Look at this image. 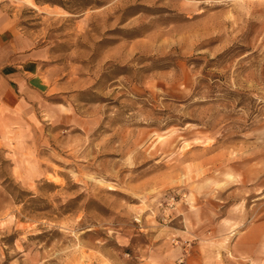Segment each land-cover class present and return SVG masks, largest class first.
<instances>
[{"label":"rangeland","instance_id":"1","mask_svg":"<svg viewBox=\"0 0 264 264\" xmlns=\"http://www.w3.org/2000/svg\"><path fill=\"white\" fill-rule=\"evenodd\" d=\"M1 2L49 59L0 137V264H264V0Z\"/></svg>","mask_w":264,"mask_h":264},{"label":"crops","instance_id":"2","mask_svg":"<svg viewBox=\"0 0 264 264\" xmlns=\"http://www.w3.org/2000/svg\"><path fill=\"white\" fill-rule=\"evenodd\" d=\"M46 44L36 34L18 29L13 15L0 3V137H4L31 101L48 87ZM47 84V85H46ZM46 86L45 88H43ZM255 236L246 240L247 236ZM245 237V238H244ZM260 237L254 232L242 236L235 249L246 262L260 261ZM246 242V247H243ZM263 247V246H262ZM263 261V260H262Z\"/></svg>","mask_w":264,"mask_h":264}]
</instances>
